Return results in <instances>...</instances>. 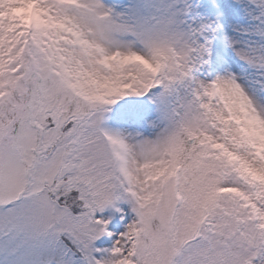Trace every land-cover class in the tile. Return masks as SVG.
I'll list each match as a JSON object with an SVG mask.
<instances>
[{"label": "snow or ice", "instance_id": "obj_1", "mask_svg": "<svg viewBox=\"0 0 264 264\" xmlns=\"http://www.w3.org/2000/svg\"><path fill=\"white\" fill-rule=\"evenodd\" d=\"M0 264H264V0H0Z\"/></svg>", "mask_w": 264, "mask_h": 264}]
</instances>
